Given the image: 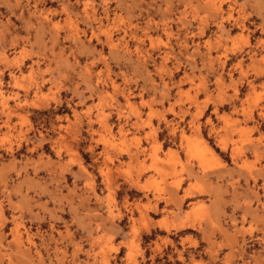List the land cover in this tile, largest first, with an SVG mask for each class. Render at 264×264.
<instances>
[{
    "label": "rangeland",
    "instance_id": "obj_1",
    "mask_svg": "<svg viewBox=\"0 0 264 264\" xmlns=\"http://www.w3.org/2000/svg\"><path fill=\"white\" fill-rule=\"evenodd\" d=\"M12 1L0 264H264V227L214 207L236 175L264 212V0Z\"/></svg>",
    "mask_w": 264,
    "mask_h": 264
},
{
    "label": "crops",
    "instance_id": "obj_2",
    "mask_svg": "<svg viewBox=\"0 0 264 264\" xmlns=\"http://www.w3.org/2000/svg\"><path fill=\"white\" fill-rule=\"evenodd\" d=\"M10 1L12 2L11 5H13V1L12 0H9V2ZM53 7L55 8L54 5H53ZM53 7L51 6V8H53ZM14 9H15V7H13V10L12 11L10 9L9 12H11L12 14H14V16H15L17 14H16V12H15ZM11 13H9V14H11ZM44 30L47 31L46 28ZM29 35L31 36V39L29 41H32V42L33 41H36V44L34 43L35 46L32 47V49H35L36 53H43V54H46L47 55L48 52H50L49 47H48V49H47L46 52L44 51L45 47H47V45H48V43L45 42V39H47L46 41H50L48 39V35L42 34V35H37V36L34 37V32H32L31 30H30ZM61 36H63V35L61 34ZM18 44H19V42H18ZM68 47L70 49L73 48V47H71V45H69V43H68ZM75 50H76V48H75ZM46 86H49V85H46ZM260 164L262 165L263 164V161H261ZM256 168L257 169H260V170H258V172H255V175L256 176H260L261 175L262 178H263V180H264V170H262L258 164H257ZM77 172H78V170H77ZM235 178L237 179V176L236 175H234L233 177L229 178L226 181V183H225V186H226V194H228L229 197H222V201L223 202L220 200L221 197H218V199L214 203V207L217 206V207H219V209H222L223 208L224 211H226V205L231 204L232 207H231L230 214H234L235 213L236 216L239 217V218L242 215H246V217H245V223L243 225L244 228H246L249 223L252 224V227L259 228V229L263 228L264 227V212H262L259 209L256 201H254L255 200V196H254V194L252 192V191H254L253 190L254 188L252 186L250 187V185H247L246 186V185L243 184L242 186H240V188H242L241 189V192H239L241 194V196L235 195V197H231V196H234L233 195L234 192H233V190L231 188H229L230 186L228 184L231 183V179L234 180ZM189 200H191V199H189ZM186 201H188V200H186ZM246 201L250 202V208L245 207L244 203ZM44 202H41V205L38 206V210H37V214H38L37 216H39V217L41 216L43 219H45L46 217L44 215H42L40 212L42 211V208L43 207H45V208H48L49 207L48 202L47 201H44ZM191 202H193V201H191ZM254 209H256L257 212H253ZM149 232H150V229H149ZM255 233H258V231H255ZM234 236L235 235H232V236H230V238H228V236L219 235V236H215V238L214 239H211V241H213V243H215V244L216 243L223 244L224 247H227V248H228V245H232L233 248L237 251V253L234 255V258L241 259L242 258V252H243V248L240 245L241 240L239 238H237V236H235V237ZM243 237H244V235L242 236V238ZM202 244H204L203 245V248L205 250L206 249V244L204 242L201 243V245ZM213 249L215 250L216 249V246L213 247ZM222 249H223V247H222ZM222 249L219 250L218 253L219 252H222Z\"/></svg>",
    "mask_w": 264,
    "mask_h": 264
},
{
    "label": "bare ground",
    "instance_id": "obj_3",
    "mask_svg": "<svg viewBox=\"0 0 264 264\" xmlns=\"http://www.w3.org/2000/svg\"><path fill=\"white\" fill-rule=\"evenodd\" d=\"M203 145H204V144H203ZM204 146H205V145H204ZM204 146H203V147H204ZM204 150H206V149H204ZM209 150H210V149H209ZM209 150H208V151H209ZM206 151H207V150H206ZM210 153H211V152H210Z\"/></svg>",
    "mask_w": 264,
    "mask_h": 264
}]
</instances>
